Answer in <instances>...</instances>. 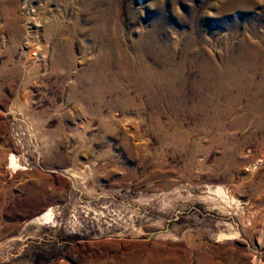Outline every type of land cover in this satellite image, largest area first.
<instances>
[{"label": "rangeland", "instance_id": "1", "mask_svg": "<svg viewBox=\"0 0 264 264\" xmlns=\"http://www.w3.org/2000/svg\"><path fill=\"white\" fill-rule=\"evenodd\" d=\"M226 1L0 0V264H121L136 255L151 264H264V127L246 122L241 135L251 136L237 164L213 132L186 150L165 141L164 88L155 112L127 109L115 94L95 104L79 82L105 43L92 33V10L117 11L119 39L133 54L149 35L175 65L186 47L193 59L203 45L236 57L240 39L264 33V0ZM68 26L72 55L60 57L53 42Z\"/></svg>", "mask_w": 264, "mask_h": 264}, {"label": "bare ground", "instance_id": "2", "mask_svg": "<svg viewBox=\"0 0 264 264\" xmlns=\"http://www.w3.org/2000/svg\"><path fill=\"white\" fill-rule=\"evenodd\" d=\"M249 3L250 0L226 1L227 6L245 7ZM92 11V17L97 21V29L95 28L92 33L105 43L103 48L94 51L95 58L79 78V82L85 83L82 86V98L99 104L104 101L107 94H115L121 98L122 106L127 109L140 110L150 106L155 112H159L161 110L159 108L162 107L159 89L164 88L163 93L171 116L170 129L164 131L165 141L177 142L181 146L180 149L186 150L190 140L196 141V138L213 132L218 144L223 147V157L240 164L238 156L251 136L241 135L246 122L252 120L254 128L264 127V33L256 32L252 38L248 39L245 35L240 39L242 47L236 57L233 50L223 49L222 52L212 53L203 45L198 50L199 56L193 59L188 54L189 47H186L187 50L183 51L179 61L171 65L167 64V60L174 53L168 50L169 48L158 47L160 44L157 42L151 44V37L147 38L148 34L139 41L144 45L143 52L133 54L124 46L119 39L118 23L114 22L116 10ZM56 17L52 14L45 17L47 31L53 32L58 25L59 18ZM29 20L30 18L26 23L28 28H31ZM15 23L20 29L17 20ZM222 23L223 20H220L216 30L221 28ZM68 27L60 29L53 42L55 46H62L58 51L60 57L72 55L67 45L73 44V28ZM30 33L32 32L27 34L29 42L33 40ZM226 40H220L219 44H223V41L228 44L229 39ZM157 47L160 50L156 51ZM147 55L150 58L152 55L159 67L152 64L146 58ZM133 96L140 99L136 100ZM116 103L118 104L117 100ZM180 114L188 121V125L184 126L183 123L177 122L181 121L177 119ZM151 120L158 130L163 131L164 126L158 115H154ZM15 157L11 153L8 156V163L14 168L19 163ZM255 163L249 164L246 170L254 169ZM214 191L223 198L228 197L225 187L221 185ZM48 217V214L44 213L37 220H46ZM121 264H151V257L136 255L124 259ZM199 264L209 263L205 259Z\"/></svg>", "mask_w": 264, "mask_h": 264}]
</instances>
